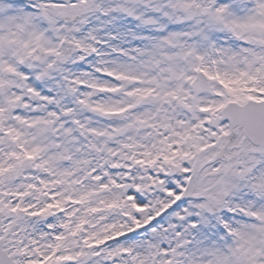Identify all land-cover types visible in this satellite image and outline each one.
Instances as JSON below:
<instances>
[{"label":"snow or ice","instance_id":"obj_1","mask_svg":"<svg viewBox=\"0 0 264 264\" xmlns=\"http://www.w3.org/2000/svg\"><path fill=\"white\" fill-rule=\"evenodd\" d=\"M0 264H264V0H0Z\"/></svg>","mask_w":264,"mask_h":264}]
</instances>
